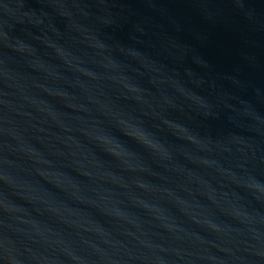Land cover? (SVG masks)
Returning <instances> with one entry per match:
<instances>
[{
	"label": "water",
	"instance_id": "1",
	"mask_svg": "<svg viewBox=\"0 0 264 264\" xmlns=\"http://www.w3.org/2000/svg\"><path fill=\"white\" fill-rule=\"evenodd\" d=\"M0 264H264V0H0Z\"/></svg>",
	"mask_w": 264,
	"mask_h": 264
}]
</instances>
